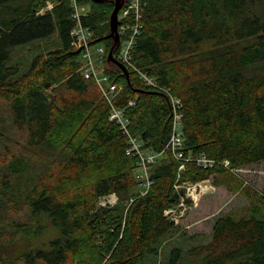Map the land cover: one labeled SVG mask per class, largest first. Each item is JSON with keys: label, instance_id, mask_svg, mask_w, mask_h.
Here are the masks:
<instances>
[{"label": "trees", "instance_id": "obj_1", "mask_svg": "<svg viewBox=\"0 0 264 264\" xmlns=\"http://www.w3.org/2000/svg\"><path fill=\"white\" fill-rule=\"evenodd\" d=\"M47 1L54 8L38 14ZM89 4L83 23L94 44L110 32L114 3ZM72 15L70 0H0V102L8 114L0 118V264H142L176 230L164 212L175 204L179 174V183L232 175L195 163L180 173L168 151L153 169V187L138 197L137 159L126 156V138L109 121L96 82L81 73ZM142 24L133 63L183 101L185 155L228 160L233 169L264 162V0H146ZM102 42L109 52L112 41ZM36 43L29 67L14 61L17 47ZM128 70L132 87L117 66L106 69L124 85L118 105L136 100L131 130L161 152L171 133L170 98ZM112 194L120 203L98 209ZM250 211L219 217L211 240L173 247L162 264H264V197ZM44 216L60 237L12 257Z\"/></svg>", "mask_w": 264, "mask_h": 264}, {"label": "built area", "instance_id": "obj_2", "mask_svg": "<svg viewBox=\"0 0 264 264\" xmlns=\"http://www.w3.org/2000/svg\"><path fill=\"white\" fill-rule=\"evenodd\" d=\"M90 0H70L73 9L72 19L75 25L71 31L72 48L78 51L85 44L91 43L93 33L89 27L85 26L83 19L90 12ZM146 6V0H126L124 6L119 11L118 20L120 23L118 31L120 35V46L116 51L119 52L115 58L127 68H131L137 75L138 80L146 87L163 91L170 98L172 123L171 133L167 144L163 151L156 152L145 147V143L141 136L133 134L131 130V119L129 110L136 106V100L130 99L123 106L118 105L122 100L124 93V85L115 83L106 73V69L110 65L107 61L109 52L105 46H100L95 52H92L91 43L80 50V61L82 63L81 73L86 79H93L101 91L102 97L109 106V121L116 124L126 138L127 146L125 154L128 157L137 159V165L134 170V179L136 182V193L138 197H144L154 185L152 172L155 166L161 159L166 157L168 151L171 152L174 159L180 162L179 172L185 170L186 163H195L203 169H212L220 165L232 173L237 169H233L228 160L217 162L209 159L206 155H185L184 149V134H183V118H184V103L183 101L172 95L169 91L162 90L159 87L157 80L138 69L133 63V49L136 43V38L141 33L143 28L142 19ZM54 3L47 1L46 7L39 11L38 14H45L46 9L52 10ZM112 65V64H111ZM178 181L174 185V193L183 192L175 201V204L170 209L164 212L165 217L176 226L185 217L187 203L185 197L192 198V202L197 203L200 194H204L212 189L208 181L191 183ZM209 184V185H208ZM118 203V198L115 194L100 198L98 207H110Z\"/></svg>", "mask_w": 264, "mask_h": 264}, {"label": "rangeland", "instance_id": "obj_3", "mask_svg": "<svg viewBox=\"0 0 264 264\" xmlns=\"http://www.w3.org/2000/svg\"><path fill=\"white\" fill-rule=\"evenodd\" d=\"M38 44L17 47L13 53L14 61L20 60L25 66L29 67L35 57L33 52L38 48ZM41 45H45V43H41ZM100 46H105V43L99 42L92 45V52H95ZM0 118L6 120L8 118L3 102H0ZM229 172L232 175L209 180L212 189L200 194L197 203L192 202V198L187 199L185 197L186 203L188 202L185 217L177 224L173 234L166 237L160 255L148 257L142 264H162L168 258L173 247H183L184 251H187L196 245L207 243L211 240L212 229L217 219L223 215H232L239 219L247 214H253L250 211L251 204L257 202L259 195L264 197V162L239 168L235 173ZM118 203H120L119 199ZM112 207L106 205L105 207H98V209ZM31 224L27 238L19 239L11 248L10 254L12 257L17 258L29 249L48 248L53 240L60 237L59 228L54 226L47 216L41 219L42 229L39 228L40 224L37 222ZM191 237H194V239H191Z\"/></svg>", "mask_w": 264, "mask_h": 264}, {"label": "water", "instance_id": "obj_4", "mask_svg": "<svg viewBox=\"0 0 264 264\" xmlns=\"http://www.w3.org/2000/svg\"><path fill=\"white\" fill-rule=\"evenodd\" d=\"M92 1L94 3H103V2H106V1H112L114 3V9H113V11L111 13L110 21H109L110 32L104 39H99L95 43L102 42L103 40H111L112 41V46H111V48L109 50L107 61H108L109 64L115 65L119 69H121L123 74L126 76L128 84L132 87V83H131V80H130V72H129L128 68L126 66H124L123 64H121L115 58V53L119 49V46H120V35H119L118 28H119V25H120L121 22H119V20H118V14H119V11L124 6L126 0H92ZM48 11H49V9H46V12H48ZM91 43L85 44L76 53L79 55L80 50L83 47H85L86 45H89ZM134 92L135 93H145L144 90H136V89L134 90ZM180 195H183V192L174 193L173 197L171 198V201L175 202L179 198ZM170 222H172V221L170 220Z\"/></svg>", "mask_w": 264, "mask_h": 264}]
</instances>
